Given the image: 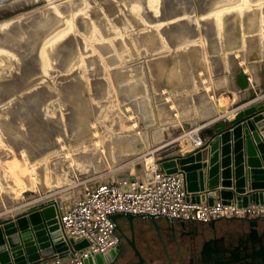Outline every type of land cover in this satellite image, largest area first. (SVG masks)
I'll return each instance as SVG.
<instances>
[{
	"label": "bare ground",
	"instance_id": "6f19581e",
	"mask_svg": "<svg viewBox=\"0 0 264 264\" xmlns=\"http://www.w3.org/2000/svg\"><path fill=\"white\" fill-rule=\"evenodd\" d=\"M114 12L123 18H111ZM118 20L126 21L127 38L116 42V33L111 32V38L107 39L114 57L108 53L110 58L104 59L106 29L115 30L114 23ZM84 40H99L98 51ZM120 43L128 45L126 51L130 57L141 59L137 65L126 64L125 71L113 70L117 83L126 80L130 72L138 77L145 72L167 88L194 89L200 72L208 71L205 59L212 58L216 61L215 91L208 86L198 89L193 98L196 103L192 99L179 101L180 113L166 112L164 99L158 101L160 108L156 114L148 112L143 105V110L139 109L145 120L142 133L105 139V130L97 121L100 108L92 105L84 91L83 79L86 74L94 75L89 72L91 61L99 63L96 76L108 71L105 62L114 68L122 57H128L116 51L122 47ZM2 54L13 61L20 76L9 81L0 77V132L8 142L15 143L11 150H16L20 159L27 154L52 155L63 150L70 156L69 152L76 148L92 172L132 159L129 167L125 166L114 176L128 175L131 171L143 176L144 165L151 161L148 155L151 150L157 149L162 154L189 151L190 132L207 122H216L215 119L231 112L230 105L264 90V0H0ZM94 83H97L94 90L102 88L98 81ZM38 84L48 87L46 93L61 97L66 106L64 111H69L64 120L46 118V113L38 116L35 106L43 97L41 93L34 95L35 89L31 90L32 94L24 92L17 98L16 91ZM128 87L132 96L146 89L137 80L128 83ZM135 102L143 104L139 99ZM177 130L178 143L166 148L171 144L167 140ZM153 144L158 145L150 146ZM23 147L31 150L25 154ZM146 149L148 152L144 154ZM135 163H139L136 169ZM69 165L74 168L72 162ZM14 167L13 163L9 171L16 179L13 181L19 186L20 194L16 193L22 199L30 201L46 191L43 168H38L40 183L34 190L21 184L24 179L29 186L27 170L16 167L14 171ZM97 182L100 179L92 184ZM3 183L0 211L15 203L13 184L7 179ZM81 196L77 195L76 200Z\"/></svg>",
	"mask_w": 264,
	"mask_h": 264
},
{
	"label": "rangeland",
	"instance_id": "374dc122",
	"mask_svg": "<svg viewBox=\"0 0 264 264\" xmlns=\"http://www.w3.org/2000/svg\"><path fill=\"white\" fill-rule=\"evenodd\" d=\"M110 17L111 18H115V17L123 18L121 14H118L115 12ZM125 18L126 17H124V19ZM125 23H126L125 20H118L117 23H114L115 30H112L109 28L106 29L108 36H106V39H104L103 41L104 54L103 53L102 54L104 56L103 57L104 59L106 57H109L110 55L114 57V52H112L111 42L107 38H111V36L114 35V33H116V39H115L116 42H119L121 38H124V37L127 38V30H125V26H124ZM110 33L112 35H110ZM97 42L94 40H90V42H86V40H84V43L91 45L94 48L96 47L95 49L98 51L97 47L98 45H100V42L99 40H97ZM120 44L122 46L120 49L119 48L117 49V46H115V49H117L116 51L118 53L128 55V57H125V58L122 57L120 59L122 61L121 62L118 61V64L114 68L112 65L105 62V65L108 67V71L103 72L102 74H99L96 76H95V73L97 72V68H98L97 65L99 63L97 64V61H91L89 72H92V73L94 72L93 73L94 75L86 74L85 79H83L84 91L90 98L92 105L95 108L97 107L100 108L97 121L102 125L103 130H105L104 131L105 139H108L111 136L115 137V136L131 134L135 132L139 133V131L140 133H142V131L145 130V120H144L143 114L140 113L139 109L143 110V105L145 109L148 110V112L153 111L156 114L160 108L159 104H157L158 101L159 100L161 101L164 99L166 101V110H165L166 112L180 113L178 110L179 101L184 100V99H190V100L192 99L193 103H196L194 102L193 98L196 95V92L198 89L204 90L205 89L204 86H208L209 89H212L213 92L215 91L214 87H215L216 74L214 73V70H216V67H215L216 61L210 58L209 54H208L209 57L207 58H210V59H205V62H206L205 68L208 71L207 73L200 72L201 75L198 76L200 83L198 79H196L194 82V89L192 88L188 89L185 87L179 88V89L175 87L167 88L166 86L157 84L156 81H154V78L149 76L145 72H141L139 74V77L136 76L135 72H130V76L127 77L126 80H124L121 83H117V81L115 80L112 74V71L113 70L122 71L123 69H124L123 71H125L126 64H127V67L131 65L132 66L137 65L141 59V58H138V56L130 57L128 52L126 51L128 49V45H123L122 43ZM108 53H110V55ZM106 54H108V56H106ZM88 56H90V54ZM47 68H49V66ZM19 76H20V71L15 69V65L13 64V61L5 57L3 54L0 55V77L5 81H9L10 79L12 80L13 77L18 78ZM136 80L139 83L144 84L146 89H142L141 93H139L136 96H132L130 94L128 83L132 84ZM97 81L101 84V87H102L101 89L98 88V91H96L97 89L94 90V88L96 87L95 85H97V83H94V82H97ZM201 82H204V83H201ZM45 84H47V82ZM38 86H40V84L31 86L29 88L26 87L25 89L21 91H16V95L18 96L16 97L20 98L21 94L23 96L24 92L25 93L29 92L32 94V92L35 91L34 95L41 93L43 98L39 101L38 104H36V106L34 105L35 109L39 111L38 116L40 115L41 117V115L43 116V114L46 113V118H48L47 116L49 117L51 116L50 117L51 119L62 118L64 120L65 115L67 117L69 111L68 110L64 111L66 109V106H63V104L65 105V103L63 102L61 97L59 95L57 96V94L55 93H46L48 92V87L46 85L43 87V85L41 84L40 88ZM32 89H35V90L31 92ZM213 92H211V94H214ZM96 94L97 96H95ZM49 97L53 98V100L49 99ZM57 97H59V100ZM138 99L141 100L143 104L136 103L135 101ZM43 101L44 103H42ZM126 109L127 110L130 109V110L126 111ZM129 115H132V116H129ZM0 135H1V132H0ZM2 137L4 138V136L2 135L0 136V168H1L0 170V190L3 192V189L5 188V184L3 183L4 180L5 179L9 180V182L13 184L12 185L13 188L11 191L13 192L15 203L14 205H11L10 207L8 206L9 208L7 209L5 208V210L3 209L0 211V220H2L3 218L14 216L15 214H20L24 212L28 207L34 204L48 203V202L54 203L55 201V202H60L63 205H66L70 203L71 201L76 200L77 195L79 196L80 194H82L83 184L93 183L95 181H98L99 179L100 181H107V180H111L114 177L123 176V174H120L117 176H114V175L117 172L122 171L123 169L127 168L125 166L129 167L130 164L132 163V159H130L123 164H120V163L112 164L111 165L112 169L111 168L106 169L107 171L105 169H101V170H94L92 172L90 170L91 168L90 164L84 163L80 159V153H79L80 151L76 150V148L75 149L73 148L72 151L69 152L70 156H67L66 150H63L62 153L60 152L57 154H52L53 156L50 153H44V155L42 156L41 155L36 156L35 154L33 155L32 153L30 154L31 157L34 159L32 160L30 155L27 154L28 151L31 150V148L23 147L24 153L27 154L28 156L24 155V157H22L23 159H20V157L16 155V150L14 151L11 150L14 148V146H16L15 143H10L5 138L2 139ZM8 144H11V145L9 146ZM155 145H158V144H153L150 146H155ZM7 150L9 152L5 153V151L7 152ZM147 150L148 149H146V152H144V154L148 152ZM2 151H3V154H2ZM31 152H33V150ZM49 155L51 157H48ZM9 162L11 164H9ZM70 162L73 163L74 168L70 167L69 165ZM13 163L15 166L14 171H16V167L17 168L20 167L22 169L24 168L27 170L26 171L27 177L28 179H30L29 186L26 185L24 179H21V182H22L21 184L23 185L25 189L28 187L34 190L37 189L36 185L37 183H40V178H38V168H43L44 171H46L45 176L47 178L46 191L38 195L37 197H35L33 200L28 201V199H22V197H20L19 195L20 192L18 191L19 186L18 185L15 186L16 181H13L14 179L12 177L13 175H11L9 171L10 166ZM30 170L32 171V173ZM126 170L129 171L130 169H126ZM16 192H18L19 194ZM119 219L121 220V222H123L122 218H119ZM132 226L136 231H144V232L150 231L151 232L154 229L156 231V227H160L162 229L165 228L166 220L163 217H159L155 220V222H153L149 218H145L142 216H136L133 218ZM209 229L210 230L214 229L219 233H224L227 231L235 232V231L240 230L239 224L235 220L220 221L213 227L209 226ZM210 230H205V233L209 232ZM125 251H129V250H125ZM129 258H131L130 253L125 252L123 253V256L120 257V261L122 263V262L129 260Z\"/></svg>",
	"mask_w": 264,
	"mask_h": 264
},
{
	"label": "water",
	"instance_id": "95a60500",
	"mask_svg": "<svg viewBox=\"0 0 264 264\" xmlns=\"http://www.w3.org/2000/svg\"><path fill=\"white\" fill-rule=\"evenodd\" d=\"M260 94L264 95V90ZM256 96L240 100L229 109ZM205 135L208 139L201 147L164 159L162 165L167 172L182 171L186 190L208 205L213 203L214 195L223 203L236 199L238 206L264 203V98L237 111L231 119L212 124L201 132V136ZM54 205L34 204L13 219L0 221V264H31L65 249L57 240ZM136 216L117 213L113 219L124 217L131 221ZM116 253L114 250L110 254L114 257ZM86 264H107V261L95 256Z\"/></svg>",
	"mask_w": 264,
	"mask_h": 264
},
{
	"label": "built area",
	"instance_id": "2783aa9c",
	"mask_svg": "<svg viewBox=\"0 0 264 264\" xmlns=\"http://www.w3.org/2000/svg\"><path fill=\"white\" fill-rule=\"evenodd\" d=\"M212 124L214 122L189 133L191 150L205 143L208 135L201 136V132L209 128L207 126L212 127ZM179 136L177 133L167 140L171 144L166 148L176 144L175 139ZM175 153L163 155L153 149L148 153L151 161L144 165L143 176L131 171L128 175L111 180L86 183L78 200L66 205L54 202L55 225L59 233L57 240L64 244L65 249L53 253L46 260L31 264H86L88 259L95 256L103 257L108 263L113 258L110 253L116 249L118 218L113 219V216L117 213L201 223L221 218L251 221L264 217V203L251 202L246 206H238L236 199L223 203L218 196L211 205L197 200L193 193L186 190L184 173L180 170L168 173L162 165L164 159ZM138 164H133L135 169Z\"/></svg>",
	"mask_w": 264,
	"mask_h": 264
},
{
	"label": "flooded vegetation",
	"instance_id": "af4514ba",
	"mask_svg": "<svg viewBox=\"0 0 264 264\" xmlns=\"http://www.w3.org/2000/svg\"><path fill=\"white\" fill-rule=\"evenodd\" d=\"M120 218L123 222L118 218L115 230L117 253L107 264H264V217L255 223L237 218L206 223L164 218L166 227L151 232L136 231L133 219ZM224 220L237 221L240 230L209 229ZM125 252L131 258L121 263Z\"/></svg>",
	"mask_w": 264,
	"mask_h": 264
},
{
	"label": "crops",
	"instance_id": "0c3cea01",
	"mask_svg": "<svg viewBox=\"0 0 264 264\" xmlns=\"http://www.w3.org/2000/svg\"><path fill=\"white\" fill-rule=\"evenodd\" d=\"M264 98V95H260V94H257V96H256V98L255 99H253V100H251V101H249V102H247L246 104H243L242 106H240L239 108H237V109H235V110H232L230 113L228 112V114H226V115H224L223 117H219V118H217V119H215V121H221V120H223V119H231L234 115H235V113L237 112V111H239V110H241V109H244V108H246V107H248V106H250V105H254V104H256L257 102H259V101H261L262 99ZM214 119V118H213ZM212 121V120H211ZM208 123V122H207ZM206 123V125H209V124H207ZM215 123V122H214ZM207 127H211V126H207ZM191 150V148L189 149V151ZM259 191V190H258ZM216 196L214 195V198H215ZM217 199V198H216ZM5 219H13V216H10V217H8V218H3L2 220H5ZM2 220H0V221H2Z\"/></svg>",
	"mask_w": 264,
	"mask_h": 264
}]
</instances>
